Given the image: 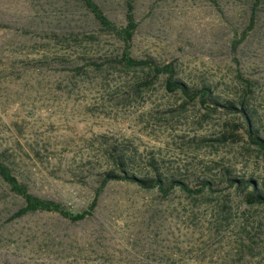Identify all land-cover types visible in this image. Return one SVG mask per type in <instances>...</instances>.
Returning a JSON list of instances; mask_svg holds the SVG:
<instances>
[{
  "label": "rangeland",
  "instance_id": "obj_1",
  "mask_svg": "<svg viewBox=\"0 0 264 264\" xmlns=\"http://www.w3.org/2000/svg\"><path fill=\"white\" fill-rule=\"evenodd\" d=\"M94 1L124 24L126 0ZM250 4L134 0L129 52L172 62L189 87L248 97L264 135V0L232 45ZM122 48L81 0H0V158L30 193L72 212L96 198L81 220L50 211L12 217L24 199L0 178V264H264V206L246 205L227 179L251 178L264 190V149L249 143L237 114L186 102L166 89L165 75L136 91L141 70L87 64ZM117 155L140 177L153 176L155 161L190 187L211 184L193 196L124 180L97 191Z\"/></svg>",
  "mask_w": 264,
  "mask_h": 264
},
{
  "label": "trees",
  "instance_id": "obj_2",
  "mask_svg": "<svg viewBox=\"0 0 264 264\" xmlns=\"http://www.w3.org/2000/svg\"><path fill=\"white\" fill-rule=\"evenodd\" d=\"M86 9L93 15L100 29L104 32L111 33L114 37L123 43L121 53L117 57L104 58L103 60L88 61V65L95 68H102L103 65L111 67H121L126 70H141L145 73V78L135 82L136 91L141 89H149L154 80L159 75H165V87L168 91H179L186 102L197 101L207 106L210 111L215 112L222 109L228 113H235L241 119L240 127H244L249 143L259 149H264V135L259 134L254 122V113L256 110L251 107L248 97H241L237 100H224L214 92L208 85L200 87H189L182 79L175 76L176 71L172 62L157 63L150 57H134L129 52V47L133 35L138 27V21L134 16V0L125 1V22L119 25L110 20L100 6L94 0H81ZM261 0H251L249 7V17L246 26L236 34L232 45L235 48L242 40H244L248 32L256 23L257 13L259 11ZM82 67H76V71H81ZM251 84H248V86ZM248 89L251 88L247 87ZM153 176L140 177L130 173L127 169L126 162L123 157L117 155L115 157L116 169L104 171L99 180V191L110 180H124L132 182L144 189L157 188L159 193L166 197L175 187L181 188L190 196L200 194L205 189H209L211 181L203 180L196 187H190L186 182L174 175H165L158 167L155 161H152ZM0 178L10 187V190L24 199V204L18 208L12 217H19L26 213L35 211H50L56 212L70 220H81L91 215L96 203V198H93L89 206L80 211L72 212L66 209L61 203L38 197L28 191L26 184L19 181L16 175L12 172L10 166L0 158ZM230 183L237 185L243 189L242 199L248 206L263 205L264 206V190L256 185V181L251 178L239 177L233 178L228 176ZM228 206L223 205V209ZM229 213V211H228ZM258 234V233H257ZM256 236V235H255ZM256 244L257 241L253 240ZM255 246H252L253 250Z\"/></svg>",
  "mask_w": 264,
  "mask_h": 264
}]
</instances>
